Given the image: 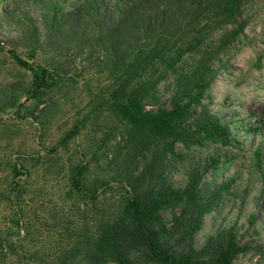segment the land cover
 <instances>
[{
    "label": "rangeland",
    "instance_id": "1",
    "mask_svg": "<svg viewBox=\"0 0 264 264\" xmlns=\"http://www.w3.org/2000/svg\"><path fill=\"white\" fill-rule=\"evenodd\" d=\"M85 1L29 0L0 17V264H50L80 255L98 223L122 209L127 130L104 102L118 43L116 25L109 20L116 0H97L100 16L84 22L75 34L67 33L68 25L57 32L48 28L50 7L62 9L59 19ZM171 9L170 0H162L160 11L148 12L166 11L162 22L155 24L153 18L156 32H149L150 39L157 36L159 24L170 21ZM146 14L139 13L138 19L147 20ZM244 18L245 34L233 52L214 61L218 76L203 100L230 127L234 142L187 154L178 145L185 158L167 176L174 187L184 188L188 174L199 173L205 190L215 175L219 184L234 179L205 216L194 246L201 249L210 237L233 228L240 244L253 249L234 264H264V56L261 67L256 66L264 54V0H248ZM136 32L134 28L135 40ZM12 51L32 67L57 71L60 86L40 98L31 96L32 74L15 63ZM173 79L159 84L157 100L147 102L146 110L170 108ZM75 128L80 129L77 135L63 142ZM236 141L244 149L238 151ZM213 156L220 157L221 166L231 159L219 176L209 166ZM79 165L88 167L86 185L100 194L95 206L71 187ZM16 168L22 176H14ZM162 216L170 223L171 210ZM70 264L85 262L75 256Z\"/></svg>",
    "mask_w": 264,
    "mask_h": 264
},
{
    "label": "trees",
    "instance_id": "2",
    "mask_svg": "<svg viewBox=\"0 0 264 264\" xmlns=\"http://www.w3.org/2000/svg\"><path fill=\"white\" fill-rule=\"evenodd\" d=\"M24 1L29 0H0V17ZM161 2L116 0L111 11L109 20L116 25L118 43L113 46L108 97L104 102L127 130L123 150L129 159L120 180L125 184L126 196L120 213L100 221L85 242V251L75 255L81 256L85 264H234L239 255L253 250L240 244L233 228L210 237L201 249L194 246L205 216L220 204L222 193L234 179L219 184L215 175L214 182L205 190L203 175L199 173L188 174L184 188L174 187L167 176V171L185 158L177 152L178 145L187 154L212 146L227 147L234 142L230 139V127L223 125L203 100L218 76L214 61L233 52L245 34L248 22L244 8L248 0H170V21L159 24L157 36L150 39L149 32H156L153 23L158 19L162 22L166 11L148 12L160 11ZM100 8L97 0H86L58 19L57 13L62 9L50 7L53 12L48 28L57 32L68 25L67 33L75 34L86 25L84 22L100 16ZM141 12L147 13V20L138 19ZM153 18L156 22L152 23ZM134 28L140 37L137 40L133 38ZM12 55L18 66L32 74L31 96L40 98L60 86L57 71L32 67L13 51ZM263 56L257 61L258 68ZM167 77L174 78L175 88L170 108L146 110L147 102H156L158 86ZM196 107L201 110L193 114ZM79 130L75 128L63 142ZM236 145L238 151L244 149L240 142L236 141ZM255 154L259 156V152ZM209 161L219 176L231 159L224 161L223 166L219 156ZM139 167L137 171L135 168ZM87 171L86 165L77 166L71 187L95 206L100 194L96 187L86 185ZM14 172L15 177L22 176L20 169ZM104 184L108 182L101 183ZM169 210L172 218L167 224L162 215ZM75 256L50 264H70Z\"/></svg>",
    "mask_w": 264,
    "mask_h": 264
}]
</instances>
